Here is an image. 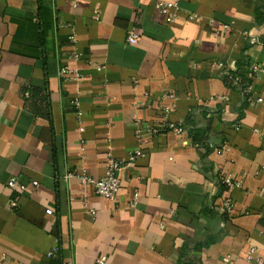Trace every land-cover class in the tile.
<instances>
[{"label":"crops","instance_id":"0c3cea01","mask_svg":"<svg viewBox=\"0 0 264 264\" xmlns=\"http://www.w3.org/2000/svg\"><path fill=\"white\" fill-rule=\"evenodd\" d=\"M159 1L173 22L155 0H0V264H56L57 240L70 264H264L263 0ZM241 57L250 102L224 81ZM163 114L181 133H146ZM139 149L115 198L80 183Z\"/></svg>","mask_w":264,"mask_h":264},{"label":"built area","instance_id":"2783aa9c","mask_svg":"<svg viewBox=\"0 0 264 264\" xmlns=\"http://www.w3.org/2000/svg\"><path fill=\"white\" fill-rule=\"evenodd\" d=\"M155 8L160 13L166 16V22L171 23L175 20V16L173 15V10H176L175 3H169V2H163L159 0H155ZM193 18V17H192ZM190 18V19H192ZM137 41V35H135L133 32H129L126 37V42L130 45H134ZM258 41L256 39H252L251 43H257ZM236 70H233V72L228 70H223L224 79H227V81L230 84H236L241 89V95L243 97V100L245 102L251 101V88L249 85V80H243L240 76L235 74ZM259 74H264V68L259 66H251L250 67V75L249 79L253 78L254 76H257ZM66 75H70V72L66 68H62L60 71V76L65 77ZM27 96V93L25 94ZM168 97L173 98L174 95L171 93L168 95ZM259 101V100H258ZM146 127V133L151 136L154 134H157L159 132L163 131H173L175 133H181L182 126L179 124H173L169 122L166 118V116L163 114L161 118L149 122ZM136 137L141 141V133L140 130L137 128L135 130ZM143 151L141 149L133 151L127 155L125 159L116 158L114 156L109 155L106 161V167L103 175L100 177H93L90 174L87 173H81L79 174L80 183L83 186H90L92 187L93 192L96 195L107 197V198H115L119 188H120V172L123 168L132 165L135 160L141 156ZM72 173H67L64 177H67L68 175H71ZM220 183L224 185H232V181L227 177H221ZM33 185H36V181H32ZM238 184V183H237ZM6 185L9 188H18L20 191L25 189L24 184H18L15 177H10ZM136 202V194H134L129 202V205L132 207L134 206ZM12 208L17 207V201L12 200L11 201ZM220 206L223 210V213L226 217H229L233 212V201L229 196L224 197L221 202ZM264 211V208L262 209ZM45 212L47 214H52L51 209H46ZM255 249L251 248L249 252L246 253V260L247 261H253L255 264H262V261L259 257H256L253 255ZM46 257L49 259L57 260L56 264H70L69 262H63L58 261L59 258V244L58 240L57 243L51 247V249L46 253ZM106 261V255H100L96 258L97 264H104ZM223 261L229 262V258L226 256L223 258Z\"/></svg>","mask_w":264,"mask_h":264},{"label":"trees","instance_id":"16d2710c","mask_svg":"<svg viewBox=\"0 0 264 264\" xmlns=\"http://www.w3.org/2000/svg\"><path fill=\"white\" fill-rule=\"evenodd\" d=\"M253 14H254L255 23L257 24V26H263L264 25V0L262 1V5L261 6H258V7H256L254 9V13ZM259 42L262 45H264V39H260ZM248 47H249V45H246L244 47L243 51L246 50ZM241 58H242V60L239 61V62H237V66L238 67H237V70H236L235 74L238 73V75L240 77H242L243 80H245L243 78V75L241 74V72L239 70L240 69V66H243L245 64V59H243V57H241ZM224 81H225V84L228 87L231 86V84L227 81V79H224ZM26 93H27V96H25L26 101H28V100H30V99H32L34 97H37V98H41V100H40L41 103H43V104L44 103H47L48 104V102H46L48 100V95L47 94H42L41 92L36 91V90H29ZM244 102H245V100H244ZM48 107L49 106L47 105V110L45 111V113L43 114V116H48V114H49L48 113Z\"/></svg>","mask_w":264,"mask_h":264}]
</instances>
